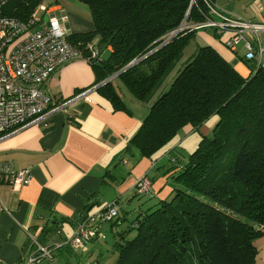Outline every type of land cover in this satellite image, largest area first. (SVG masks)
Here are the masks:
<instances>
[{
	"label": "trees",
	"instance_id": "obj_1",
	"mask_svg": "<svg viewBox=\"0 0 264 264\" xmlns=\"http://www.w3.org/2000/svg\"><path fill=\"white\" fill-rule=\"evenodd\" d=\"M42 1L9 0L2 13L26 21ZM77 1L87 6L93 29L72 32L66 41L90 64L91 86L137 60L96 87L113 111L130 114L120 83L130 99L145 103L175 69L124 153L149 158L186 124L197 130L209 116H218L210 134L165 169L172 186L164 197L110 221L111 264H253L254 241L264 234L262 64L241 58L249 69L243 76L208 44L194 43L184 56L198 31L192 25L208 16L204 0ZM93 41L96 57L87 48ZM63 102L51 99L48 110ZM122 221L127 225L116 230Z\"/></svg>",
	"mask_w": 264,
	"mask_h": 264
},
{
	"label": "crops",
	"instance_id": "obj_2",
	"mask_svg": "<svg viewBox=\"0 0 264 264\" xmlns=\"http://www.w3.org/2000/svg\"><path fill=\"white\" fill-rule=\"evenodd\" d=\"M212 3L221 12L242 21L264 19V0H213ZM47 13L58 18L65 16L63 23L70 33L93 29L90 13L73 0H52ZM205 29L210 34L203 31L195 39L201 45H211L240 74L247 76L249 69L243 61L242 44L240 50H232L223 42L230 32H224L222 40L220 30L211 27L198 30ZM262 36L264 40V31L258 33L264 48ZM256 42L254 46L259 47ZM255 61L264 67V52ZM174 71L151 100L168 87ZM93 80V70L85 59L75 58L62 64L44 81L42 88L52 101L64 99L63 107H53L36 121L0 135V163H9L15 169L27 168L31 175L30 182L23 185L12 184L7 175L0 178V264H19L27 258L30 236H44L49 241L47 246L69 238L87 212H96L106 202L117 200L119 210L124 203L126 209L122 212L130 214L164 197L172 186L168 185L170 179L165 176V169L176 163L174 157L181 160L191 153L202 136L210 134L218 119L212 114L197 130L186 124L152 156L140 158L136 151L124 153V150L152 101L144 103L129 98L126 104L130 114L113 111L109 101L96 91V85L91 86ZM85 87L88 88L83 92L89 101L74 95L76 89ZM141 175L151 180L148 192L141 194L149 199L134 202L137 194L134 183ZM102 225L103 222L97 225L99 231ZM100 234L102 237L93 238L85 252L67 245L61 248L76 255L85 253L89 257L86 264L90 260L93 261L90 264H98L100 243L105 239ZM254 246L257 256L253 264H264V234L255 239Z\"/></svg>",
	"mask_w": 264,
	"mask_h": 264
},
{
	"label": "built area",
	"instance_id": "obj_3",
	"mask_svg": "<svg viewBox=\"0 0 264 264\" xmlns=\"http://www.w3.org/2000/svg\"><path fill=\"white\" fill-rule=\"evenodd\" d=\"M8 1L0 0V135L36 121L46 113L51 98L43 90L42 84L59 66L79 57L78 51L66 41L70 32L63 23L65 16H49L48 5L40 2L26 21H19L2 13L3 6ZM204 2L209 10L208 16L192 27H211L221 33L225 32L224 34L230 32L231 35L223 42L232 50H235L234 45L241 43L243 58L246 60H254L258 54H263L264 48L259 43L258 33L264 31V19L256 22L242 21L221 12L212 2ZM15 40L18 41L11 46ZM254 41H257L259 47L254 46ZM87 48L91 57L99 56L94 41L88 43ZM77 95L89 101L83 91ZM63 105L61 103L56 108ZM6 175L14 185L27 184L31 179L29 169H15L9 163H0V178ZM150 185V178L141 175L135 180L134 189L137 194H144L148 192ZM118 212L116 200L106 202L96 212H87L69 238L50 246L40 243L37 237L30 236V252L19 264L51 261L53 250L62 245L85 252L93 238L102 237L97 225L113 220Z\"/></svg>",
	"mask_w": 264,
	"mask_h": 264
},
{
	"label": "rangeland",
	"instance_id": "obj_4",
	"mask_svg": "<svg viewBox=\"0 0 264 264\" xmlns=\"http://www.w3.org/2000/svg\"><path fill=\"white\" fill-rule=\"evenodd\" d=\"M69 1H71V0H69ZM73 1L82 5V7H84L88 13H90L85 4H83L77 0H73ZM42 2L45 3L46 5H50L52 3V0H43ZM203 31H206V32H208V34H210L209 29L198 30V32L196 34L203 32ZM222 36H223V33H221V38H222ZM222 40H223V38H222ZM17 41L18 40H15L11 46H13ZM261 41L264 42L263 36H262ZM194 43H197L199 45L201 44L199 39H197V40L194 39V42L190 41L189 45L187 46V48L185 50L184 56H186L190 53L192 47H194V45H195ZM234 48L240 50L241 44L234 45ZM117 81L118 80H115L116 83H117ZM119 90H120L123 98L125 99V101H127L130 98V95H131L130 92L121 83H120ZM156 180L157 179L155 178V180L153 181V184L156 182ZM170 184H172V182L169 180L168 185L170 186ZM168 190H169V188L166 191H168ZM147 199H148V197L146 195H141L139 193L135 194L133 197L134 202H145ZM123 204L124 203H122L121 208L124 211L126 209V204L125 205H123ZM122 210H119L118 218H122V216H124V213L122 212ZM114 219H115V217L113 218V220ZM128 219H131V217H129ZM127 223H128V221H122V223L119 224L118 226H116L115 229L119 230L121 228H125ZM100 232H102L104 234L105 239L100 243L101 255H100V260H99L98 264H111V262L113 260V253H112L110 248H111L112 243L114 241V235H113V232L111 231L110 221H107L105 223L103 222V225L101 227ZM37 240L44 245L49 244V241H46V238L44 236L37 237ZM52 253H53V259L51 261L43 260V261H41L40 264H86L85 263L86 260L89 259V257L85 253H80L79 255H76L73 252L66 250L65 248L64 249H62V248L61 249H58V248L54 249ZM91 261L92 260L88 261V263L90 264Z\"/></svg>",
	"mask_w": 264,
	"mask_h": 264
},
{
	"label": "water",
	"instance_id": "obj_5",
	"mask_svg": "<svg viewBox=\"0 0 264 264\" xmlns=\"http://www.w3.org/2000/svg\"><path fill=\"white\" fill-rule=\"evenodd\" d=\"M181 27H182V26L180 25V27H179L178 29L174 30L173 33L175 34V33H176ZM172 35H173V34H172ZM172 35H170V36H172ZM136 61H137V60H136ZM136 61L128 63V64L125 65L123 68H121L119 71H117L116 73H114V74L110 75L109 77H107L106 79H104L102 82H100L98 85H96V87L99 86L100 84H103V83H105V82L110 81L113 77H115V76L118 75L121 71L125 70L126 68H128L129 66H131L132 64H134Z\"/></svg>",
	"mask_w": 264,
	"mask_h": 264
}]
</instances>
